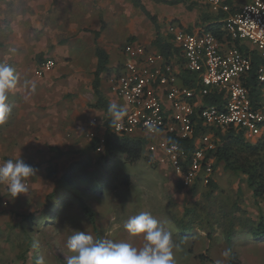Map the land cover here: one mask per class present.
Here are the masks:
<instances>
[{
	"label": "rangeland",
	"instance_id": "obj_1",
	"mask_svg": "<svg viewBox=\"0 0 264 264\" xmlns=\"http://www.w3.org/2000/svg\"><path fill=\"white\" fill-rule=\"evenodd\" d=\"M67 1L0 0V54L9 51L3 46L11 38L17 40L18 53L34 59L47 55L54 36L59 44L69 43L75 35L70 37L67 24L78 18L82 3L71 0L70 7ZM101 2L102 31L108 33L106 40H114L106 44L109 55L122 61L123 42L117 36L128 13L114 0ZM114 7L118 15L111 13ZM140 16L136 10L134 26ZM140 29L153 33L152 24ZM84 54L69 61L79 64L91 51ZM87 138L90 144L82 153L55 152L37 161L16 158L34 172L25 186L8 184L13 173L7 176L3 168L13 157H0V198L9 200L0 212V240L7 246V252L0 251V264H264V238L253 236L264 219V197L253 195L243 174L217 168L214 186L184 189L147 145L140 159L129 162L125 155L97 151L95 138ZM48 170L55 176L49 177ZM53 191L56 197L49 202L46 195ZM81 200L93 211V221L82 211Z\"/></svg>",
	"mask_w": 264,
	"mask_h": 264
},
{
	"label": "built area",
	"instance_id": "obj_2",
	"mask_svg": "<svg viewBox=\"0 0 264 264\" xmlns=\"http://www.w3.org/2000/svg\"><path fill=\"white\" fill-rule=\"evenodd\" d=\"M204 1L209 12L222 14L223 39L204 28L190 32L174 23L168 26L177 49L172 57L182 61L192 76L191 85L179 81L170 59L139 41L122 46L125 59L109 78L111 91L128 106L113 130L120 136H130L136 130L147 134L148 150L162 151L158 161L172 168L184 189L213 181L215 158L210 152L216 147V138L211 128L235 127L250 142L264 140V63L254 73L258 92L253 95L245 84L252 70L251 57L235 44L246 43L264 59V0H235L241 2L235 12L226 0ZM53 67L52 59L43 60L35 75L42 77ZM212 94L219 95L218 104L202 101ZM198 120L206 131L196 133ZM158 136L161 138L155 140ZM175 139H191L192 146L186 149ZM103 143L102 139L97 151L103 149ZM25 170L20 166L21 176L13 173L8 184L25 186ZM3 171L11 175L8 168ZM8 207V198H0V210Z\"/></svg>",
	"mask_w": 264,
	"mask_h": 264
},
{
	"label": "crops",
	"instance_id": "obj_3",
	"mask_svg": "<svg viewBox=\"0 0 264 264\" xmlns=\"http://www.w3.org/2000/svg\"><path fill=\"white\" fill-rule=\"evenodd\" d=\"M101 1L102 0H78L79 3H82L81 7L78 9V18L67 24L68 26L70 24L72 26L69 27L72 28L70 37L73 35L75 36L71 38L69 43L68 40H66L61 44L57 42L54 36V41L50 42L52 47L49 50L45 49L47 51L41 50L47 53V55L44 54L43 57H41L42 54H40L38 55V59H34L33 56L27 57L18 53L20 48L15 45L17 41L16 38L5 41L3 47L4 49L8 48L9 51L7 53L5 52V54H0V157H13V161L4 164V167L8 168L11 173H17L19 170L20 161L16 160L18 157L25 160L30 159L37 161L39 159L38 156L54 155L55 152L56 154L62 155L82 153L90 144L87 134L94 137L98 145L102 139L104 140L106 130L104 122L107 118V113L104 108L94 105L97 100V96L93 90V80L98 65V58L96 55L97 48L103 49L108 55L106 70L100 74L98 91L103 100L108 101L114 109L110 116L114 120V124L122 119L123 113L127 110V105L121 106L118 103L116 98L119 97L111 91L109 81H107V78L117 73V67L121 61L118 59L112 61L109 55L110 47L106 44L112 43L114 40H106L108 33L102 31L103 18H101V14L103 13L105 5H103ZM114 1L118 5H122L126 8L125 12L126 14L128 13L126 17L129 18V21L121 26L123 34L117 36L120 38V42H123L119 47V52L121 54H123L122 46L126 42H141L143 38L146 40V42L143 41L144 45L151 49V51H159L152 45V41L155 39L157 31L162 38L170 40L168 26L171 23L187 31L197 32L200 28L206 29L209 22L214 21L213 17L217 15L219 18L216 20L215 24L220 23L219 19H221L222 16L221 13L212 14L209 12L204 0H192L194 2L192 8H189L187 3L182 1L169 3V1L173 0H140L149 14L155 17V22H153L150 16L135 7L130 0ZM226 1L230 3L232 12L237 11L241 4L240 1ZM66 4L71 5L70 7L74 6L71 0H68ZM70 7L68 11L73 12L74 10L72 8L70 9ZM198 7L202 8L201 10L209 14L211 18L205 21L200 18V20H197ZM118 10V7H114L111 13L118 15L120 12ZM136 10L141 13L142 16L138 17L139 22L137 26H134V12ZM3 17H5L4 12ZM60 24L61 21L58 22V25ZM151 24L153 33L148 35L144 34L140 27L142 25H146L147 27ZM215 24H212V26ZM114 27L116 28V24ZM75 28L78 30L75 31ZM130 32H132L133 35H130ZM212 33L220 39H223L225 35L222 32ZM147 37L149 39H147ZM235 44L241 47L250 57L253 51L258 55V52L246 43H238V41H236ZM88 50L91 51L89 59L86 57L81 60L79 64H75L71 60L69 61L71 56L73 60L82 59V57L85 56L84 53ZM173 54H177L176 47L172 48L168 56H164L171 60L174 64V69L176 70L179 81L185 84L182 78L183 74L188 73L190 75V73L182 67V61L180 59H174L172 57ZM46 59H52L54 61V67L44 76L37 77L35 75V70L38 64ZM88 76L91 77V85L89 86ZM249 76L246 80L251 77ZM254 87L249 89L251 94L256 95L258 91L256 87ZM253 89H255V92H253ZM202 101L204 103L207 102L204 98ZM143 135L146 134L136 130L130 137L143 140L145 142L143 145L144 147L147 145L149 137L145 138ZM160 138L161 136H158L155 140ZM103 149L107 152L104 143ZM161 155L162 151L160 150H156L153 153V157L156 160H158ZM217 165L218 166L214 164L213 180L215 179L214 176L217 172V168L223 169L222 162H219ZM170 171L175 175L178 182V176L173 170ZM48 172L49 170L47 173ZM33 173V171L30 172V170L26 168L22 175L25 179L29 180V177H31ZM197 187L198 186L195 188ZM6 209L7 208L2 209L0 212H5ZM3 214L9 221L11 220V217L6 213ZM2 231H4L3 228ZM5 248H7V246L0 240V251L4 253L6 251ZM0 259L3 260L1 256Z\"/></svg>",
	"mask_w": 264,
	"mask_h": 264
},
{
	"label": "trees",
	"instance_id": "obj_4",
	"mask_svg": "<svg viewBox=\"0 0 264 264\" xmlns=\"http://www.w3.org/2000/svg\"><path fill=\"white\" fill-rule=\"evenodd\" d=\"M133 5L143 13L150 16L151 20L155 22V17L150 15L149 12L144 8L140 0H130ZM161 1V0H155ZM165 1V0H162ZM185 2L189 8L193 7L194 2L192 0H173L169 3L175 2ZM211 18L209 14L203 13L202 20H207ZM214 21L209 22V25L206 27V30L212 32H221L220 23L215 24L216 20L219 18L218 15L213 17ZM212 24H215L212 26ZM152 45L155 46L163 55L168 56L171 53L172 48L174 47L173 43L170 40L162 38L158 31L155 39L152 41ZM175 48V47H174ZM96 55L98 58L97 70L95 72V77L93 80V90L97 96L95 102L96 107H102L107 113V118L104 122L106 126L105 136H104V147L107 150V153L111 155H125L126 160L129 162H134L140 159L143 145L145 142L140 139H135L129 135H117L113 130L114 120L110 117L114 109L108 101L103 100L100 92L98 91V86L100 84V74L106 70V65L108 63L107 53L101 49H96ZM252 61V70L250 72V78L246 80V84L249 88H253L254 83V73L258 65L264 60H262L258 55L253 51L251 53ZM192 76L188 73L183 74V82L185 84H192ZM255 88V87H254ZM255 92V89H253ZM204 100L207 102L219 103V95L212 94L211 96L204 97ZM206 131L203 128L200 120L197 122L196 133ZM216 138V147L210 152L215 158V165L219 162L223 163V169L233 172H239L246 177L248 187L252 190L253 195L257 199H262L264 197V140L257 142H250L245 139L243 132L235 127H227L225 130L220 128H211L210 130ZM175 141L183 146L186 149L191 148L192 140L191 139H175ZM97 143V140L94 141ZM49 177H54V171L49 170ZM67 180V178H63ZM209 186H214L213 182L209 183ZM56 197L55 191L46 195V200L51 202ZM80 207L82 211L93 221L94 214L93 211L86 205V203L81 200ZM39 221L43 217L38 218ZM254 237L264 238V219L259 220V224L256 228V231L253 233ZM201 257V255L199 256Z\"/></svg>",
	"mask_w": 264,
	"mask_h": 264
}]
</instances>
